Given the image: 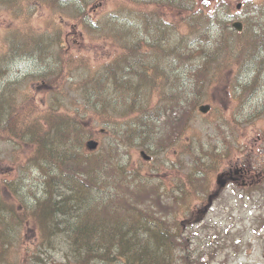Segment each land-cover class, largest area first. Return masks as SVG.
<instances>
[{
  "label": "trees",
  "instance_id": "trees-1",
  "mask_svg": "<svg viewBox=\"0 0 264 264\" xmlns=\"http://www.w3.org/2000/svg\"><path fill=\"white\" fill-rule=\"evenodd\" d=\"M46 1L53 8L68 2L67 8L76 24L89 18L87 0ZM159 1L177 8L182 15L171 19L173 22L159 13L156 18L148 11L138 15L117 11L114 14L120 18L109 16L110 31L118 38L123 37L121 48L115 51L113 64L107 65L103 76L70 81L71 102L62 103V97L59 101L62 104L42 105L35 100L33 91L18 101L13 95L0 93V139L20 145L27 142L32 150L30 157H25L28 166L22 170L36 178L30 184L21 178L26 183L19 191L11 189L12 180L0 181V189L10 191L8 197L0 195V264H38L42 254L49 255L59 244L68 264H195L194 254L199 245L192 236L196 237L198 229L204 227H197L204 223V215L195 211L193 204L201 194V199H206V190L220 163L228 157L232 161L238 149L235 131L232 139L225 130L221 131L224 152L213 147L206 151L209 161L197 160L184 176L174 180L179 185L178 193H168L158 183H152L143 168L132 166L129 150L145 148L153 158L155 150L172 145L191 123L199 97L208 93L212 83H226L224 71L232 64L233 57L237 56L233 63H238L240 57L247 62L264 50V2L250 4V11L242 19V30L235 32L238 38L232 34L228 20L219 17L218 9H226L221 7L223 1L215 2L217 6L213 9L210 0ZM153 3L159 2L153 0ZM229 7L224 17L233 15ZM182 19L186 30L180 34L172 29ZM216 23L219 28L215 29ZM200 26L208 30L204 32V40L196 34ZM143 27L147 34L151 30L157 32L158 28L167 33L166 37L174 36L181 51L176 43L171 47L160 42L157 45L154 37L150 47L162 54L158 57L159 66L136 69L135 62H129L128 58L141 52V42L128 47L125 39L131 38V32L139 39ZM40 38L43 48L48 50L45 35ZM201 46L209 50L199 52ZM174 53L187 65L198 61L188 71V80L184 70H178L181 73L177 75L169 69ZM55 58L62 66L55 76L41 78L42 88L47 89L44 91L53 86L60 88L63 78L71 77L86 63L69 49ZM44 62L50 60L45 58ZM259 66L264 70V57L260 58ZM258 70L247 89L240 95L234 91L235 96H240L238 104L242 94L246 96L252 85L260 83L259 67ZM178 76L183 79L180 89L172 87ZM146 86L149 91L142 95L140 92ZM117 103H124L119 104L121 112L112 114L110 109L119 110L115 107ZM234 111L233 108L230 121L238 130ZM182 113L185 114L177 119ZM102 115L107 116L100 119L103 123L116 125L115 139L102 150L87 151L84 142L93 135L88 116ZM29 227L36 230L35 238L40 244L36 249L26 243L23 235ZM230 235L219 229L214 240L208 235L207 241L222 249L234 240L235 235ZM199 252L197 264H203L204 255L207 260L213 257L211 250L202 248Z\"/></svg>",
  "mask_w": 264,
  "mask_h": 264
},
{
  "label": "rangeland",
  "instance_id": "rangeland-1",
  "mask_svg": "<svg viewBox=\"0 0 264 264\" xmlns=\"http://www.w3.org/2000/svg\"><path fill=\"white\" fill-rule=\"evenodd\" d=\"M18 1L0 0V93L4 92L6 96L13 95L18 101L33 91L35 100L42 105L52 102L57 104L71 102L73 99L72 90H70L71 80L78 81L92 75L103 76L104 71H107V65L113 64L115 51L121 48V41H124L123 37L118 38L110 31L109 16L111 19L120 18L114 12L125 11L137 14L141 11H148L152 12L155 17L158 16L156 13H159L165 17V20H176L182 15L177 8H172L166 5V2L159 0H156L159 2L158 4H154L153 0H87L86 13L89 18L85 22L76 24L67 8L69 7L68 2L64 1L61 7L53 8L47 5L46 0L14 3ZM223 1H230V6L236 12L235 15H231L234 21L241 20L242 14L238 11L243 10L245 12L247 0ZM253 1L257 2L258 0ZM211 2H215V0H211ZM218 11L219 17L222 18L227 9H218ZM93 22H96L94 23L95 27H93ZM152 24L158 25V23ZM202 28L203 26H200L197 30L200 31ZM216 28H219L217 23ZM172 30L180 34L184 33L186 30L185 21L178 23ZM204 32L207 31L202 29L201 39L204 38ZM142 33L143 36H140L139 39L135 32H131L130 37L132 39H125V45L128 47H131L135 40L141 42V52L137 55L134 53L131 58H128L130 59L129 62H135L136 69L148 65L159 66L158 57L162 54L150 47V41H153L154 37L157 38V45L160 42L161 45L165 44L164 46L171 47L173 43H176L178 45L177 50L181 51L179 40L176 42L174 36L166 37L167 33L163 34L164 32L158 28L157 32L151 30V33L147 34L143 27ZM232 34L239 38L236 33ZM41 35H45L44 39L48 45V50L42 46ZM166 43H170V45H166ZM67 49L72 51L74 56L80 55L86 63L81 65V68L75 71L71 77L69 75L62 79L59 84V87L63 89L62 92L60 88L55 86L51 90L44 91L47 89L42 88L41 78L55 76L58 73L62 62L56 60L55 57L62 55ZM176 54L174 53V55ZM45 58H48L50 63L44 62ZM191 62L192 65H187L181 56L176 55L174 59H171V68L169 69H171L172 74L176 73L177 75L181 73L178 70H184L186 80H188V71L198 63L196 60ZM255 68L244 67L239 75V82H243L247 74L252 75ZM261 75L259 77L260 83L252 87L246 96L241 95L240 104L232 102L225 87H223L224 85L214 84L211 87L210 103H216V106L210 113L204 114L195 110L191 123L178 138V141L169 147L155 150L150 162L142 160L138 147H131L129 160L132 166L143 168L145 170L143 171L148 173L152 183H158L164 188H179L177 182H174L176 178L184 176L185 172L194 167L197 160L209 161L208 157L205 156L206 151L213 147L221 149L223 142L220 130L225 129L229 139L233 138L235 131L238 149L232 161L229 160V157L225 158L217 171L227 169L228 164L237 159L249 164L252 170L256 167L262 169L264 167V73ZM180 83H182L181 76H178V81L173 82L172 87L180 89ZM148 88L149 86H146L145 91L140 93L146 94ZM236 88L238 91L242 90L241 85H236ZM62 97L63 102L59 103ZM144 100L145 98L142 100L143 103ZM208 101L207 94H204L199 97L196 106ZM236 101L238 100L236 99ZM119 104L117 103L115 107L118 108ZM232 107L235 109V124L239 127L238 130L234 129L233 123L230 121L232 120L230 112ZM110 112L118 115L121 110L115 109L113 112L110 109ZM184 114H179L177 119ZM88 117L90 118L88 122L91 127L90 130L99 140V148L102 150L115 139L114 129L116 125L114 122L103 123L100 119H107L105 115ZM178 145L184 146V150L181 151ZM31 150L27 142L20 145L14 141L0 139V181L12 180L11 189L13 190L19 191V187L24 182L27 181L30 184L32 180L36 179L31 172L28 174L22 170L28 166L25 157H30ZM46 164L52 167L49 162ZM217 171L211 178V189L216 188L215 174ZM260 174L262 175L258 176L254 184L248 189H242L230 183L217 192V197L213 200V207L208 205V209L205 211L202 220L204 223L197 225V227L203 225L204 227L198 229L199 234L196 237L192 236L199 245L198 251H195L194 254L195 264L198 263L197 257L202 248L211 250V256H213L207 260V256L204 255L203 264H264V171ZM21 178H25L26 181L21 180ZM4 185L6 186V184ZM0 194L8 197L10 191L8 188H3L0 189ZM241 194L243 196H240ZM201 196L202 194L200 197L198 196L194 204L195 211L202 212L204 209L206 201L202 202ZM219 229L224 230L228 236L230 234L235 235L234 240L225 244L222 249L210 245L207 241L208 235L211 241L214 240V233ZM35 234V228L29 227L23 231L26 243L34 249L40 245ZM62 253V245L59 244L58 248L53 249L49 255L42 254L38 264H68ZM30 259V256L27 255V260L30 261Z\"/></svg>",
  "mask_w": 264,
  "mask_h": 264
},
{
  "label": "water",
  "instance_id": "water-1",
  "mask_svg": "<svg viewBox=\"0 0 264 264\" xmlns=\"http://www.w3.org/2000/svg\"><path fill=\"white\" fill-rule=\"evenodd\" d=\"M239 28H240V26H239ZM207 109H208V105H201V106H200V110H202V111H206ZM96 145H97V141H95V140H89V141L87 142V146H88L89 148H94V147H96ZM234 171L237 172L238 169H235ZM221 176H222V175H219V176L217 177V182L220 183L221 185H224V183H225V179H223Z\"/></svg>",
  "mask_w": 264,
  "mask_h": 264
},
{
  "label": "flooded vegetation",
  "instance_id": "flooded-vegetation-1",
  "mask_svg": "<svg viewBox=\"0 0 264 264\" xmlns=\"http://www.w3.org/2000/svg\"><path fill=\"white\" fill-rule=\"evenodd\" d=\"M228 170H230V167L228 168ZM225 176H226V178H229L227 174H226ZM241 177H242V175H238V174H237V175L235 176L234 180H232V181H233V182H239L240 179H241Z\"/></svg>",
  "mask_w": 264,
  "mask_h": 264
}]
</instances>
